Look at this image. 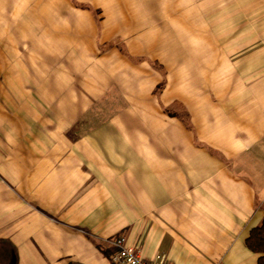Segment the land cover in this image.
<instances>
[{"label":"crops","instance_id":"crops-1","mask_svg":"<svg viewBox=\"0 0 264 264\" xmlns=\"http://www.w3.org/2000/svg\"><path fill=\"white\" fill-rule=\"evenodd\" d=\"M83 3L0 0V264H256L264 0Z\"/></svg>","mask_w":264,"mask_h":264},{"label":"rangeland","instance_id":"rangeland-1","mask_svg":"<svg viewBox=\"0 0 264 264\" xmlns=\"http://www.w3.org/2000/svg\"><path fill=\"white\" fill-rule=\"evenodd\" d=\"M42 1H45V0H42ZM58 1V0H57ZM68 2H72V4H74L77 8H80L81 10L79 11H76V12H70V11H63V10H41V11H23L21 14L17 15V17H14L12 14L14 12H11V11H8V17L9 18H30V17H34L35 19H38V20H48V19H67L70 17L71 14L75 13V14H80L81 16H83V0H67ZM188 0H184V2L186 3ZM89 15H91V18L92 19H95L97 21H101L103 19L106 18V14L104 11H101V10H93V11H89L87 12ZM194 12L190 11V10H184L182 12V15H179L180 17L183 18V26L182 27H178L176 28V23L175 21L179 20V17H177L178 14H180V12H176V11H168V14L170 16H167V17H162L161 19H159L157 22V27H159L158 25H161V27L163 25H167L166 23L164 24H159L160 21H164V20H167V22L169 21H173V22H170L168 24V31H169V34H177L176 30H179L181 31L180 34H182V36H184L185 38H190L191 36V29H192V19H195L193 18L192 14ZM32 14V15H30ZM163 23V22H162ZM179 35V34H178Z\"/></svg>","mask_w":264,"mask_h":264},{"label":"built area","instance_id":"built-area-1","mask_svg":"<svg viewBox=\"0 0 264 264\" xmlns=\"http://www.w3.org/2000/svg\"><path fill=\"white\" fill-rule=\"evenodd\" d=\"M112 243L114 244V250L110 255L112 264H165L163 256L159 254L153 258H146L123 235L114 237Z\"/></svg>","mask_w":264,"mask_h":264},{"label":"trees","instance_id":"trees-1","mask_svg":"<svg viewBox=\"0 0 264 264\" xmlns=\"http://www.w3.org/2000/svg\"><path fill=\"white\" fill-rule=\"evenodd\" d=\"M245 244L258 254L256 264H264V215L260 223L249 230Z\"/></svg>","mask_w":264,"mask_h":264}]
</instances>
